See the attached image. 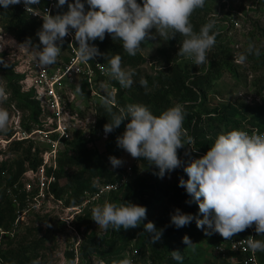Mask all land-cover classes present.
I'll list each match as a JSON object with an SVG mask.
<instances>
[{"label":"rangeland","instance_id":"obj_1","mask_svg":"<svg viewBox=\"0 0 264 264\" xmlns=\"http://www.w3.org/2000/svg\"><path fill=\"white\" fill-rule=\"evenodd\" d=\"M47 2L48 0H40L39 5H32L33 10L44 8ZM137 2L142 5V0ZM56 4L53 15L68 11L67 5L57 8ZM13 7H18L28 18H34L31 11L25 10L23 2L10 5L7 9L0 6V59L4 61L0 64V87L8 94L6 101H0V108L8 110L10 114L8 131L0 133V164L4 166L0 167V192H5L15 203L16 215L18 214L10 226L0 225V261L7 258L17 263V253L28 246L36 248L29 254L35 260L38 259L40 264H82L78 254L80 246L106 232L92 220V209L97 205L102 206L106 201L118 203L114 194H106L93 200L89 194L95 191L86 190L79 203L68 205L67 201L75 189V177L79 175H83L85 180L90 179L96 187L106 181L124 182V186L116 193L118 198L124 195L126 185L137 173L157 177L158 181L167 184L170 191L181 188L180 168L165 173L160 178L159 169L155 165H150L143 158H133L117 146V137L123 135L126 127L120 126L109 133L106 139L99 135L102 130L100 127L111 122V115L101 100L108 93L114 92L115 96L112 111L116 108L118 112L129 104L144 105L154 111L155 107L147 104L144 97L156 94L157 88L162 85L165 89H170L175 74L183 75V79L188 80L210 72L213 74L210 75L211 82L205 93L204 106L211 109L233 105L240 112L239 119L242 120L243 127L248 129L244 131L253 133L257 129L251 130V120L264 108V0H205V6L200 13H194L191 17L194 31L199 33L204 24L215 19L216 26L213 31L221 38L208 52V63L199 67L191 59L178 56L185 37L177 34L171 39V32L167 37H159L156 30L152 29L150 34L155 39L142 43L143 50L138 51L135 56L128 55L131 58L130 63L121 64L122 70L135 73L132 76L133 84L128 88L114 84V81H118L107 70L106 75L95 71L92 82L83 74L79 77H65L64 64L71 58L66 42H63L57 62L41 68L35 46L23 45L5 27L3 14ZM40 21L41 30L43 21ZM105 38L122 46V41L113 40L109 34ZM100 42L97 39L90 41V44L98 48ZM250 43L259 50V57L254 52L248 53ZM214 54L216 58H213ZM241 54L247 57L245 62H234L235 57L238 58ZM213 59L228 63L232 73L226 68L217 70L212 64ZM103 64L105 68H109ZM45 71L47 77L43 75ZM9 77L13 79L12 82ZM141 77L147 81V87H144L146 95L137 88L138 79ZM11 84L20 87L21 93L32 95L37 103V111L34 107L19 106ZM77 85L81 87L82 93L77 92ZM51 89L59 100L60 112L53 106L54 97L48 95ZM166 94H169L170 105L164 103L163 106L167 109L188 101L184 95L173 97L170 91ZM60 127L64 131H58ZM220 133L226 134L224 131ZM19 141L22 142L21 149L14 150ZM28 148L32 151L30 160L23 154ZM188 149H193L192 145L178 149L179 159L188 155ZM112 156L122 160V166L113 168L109 161ZM71 159L76 162L72 163ZM19 160L24 162L25 172L18 181L10 185ZM33 161L40 164L36 170L31 168ZM43 169L46 185H43ZM54 183H57V190L62 193V198H57L53 192ZM88 200L90 201L87 202ZM79 205H83L80 214H77L78 211L69 210ZM168 207L174 209V205L168 203L163 209ZM87 215L90 219L81 222L80 219ZM260 240L264 241V235H261ZM139 246L134 241L125 251L123 259L129 258L133 264H161L153 259L151 249H142ZM191 247L196 250L195 253L192 252V260L198 264H237L236 258L230 255L225 258L216 253L209 238L201 236ZM93 261L94 264H108L100 257H94Z\"/></svg>","mask_w":264,"mask_h":264},{"label":"clouds","instance_id":"obj_2","mask_svg":"<svg viewBox=\"0 0 264 264\" xmlns=\"http://www.w3.org/2000/svg\"><path fill=\"white\" fill-rule=\"evenodd\" d=\"M23 2L26 11H33L32 5H39L40 0H0V6L7 9L10 5ZM67 4L68 11L52 15L49 10L41 16L42 28L37 32L40 44L35 46L36 57L41 68L57 62L61 54L64 38L75 30L74 40L78 44L77 55L83 62L93 60L101 55L99 49L90 41H103L106 34L113 40L122 41L123 50L130 56L142 51V43L155 39L151 30L155 29L159 37L172 38L177 34L185 37L181 42L178 56L191 59L194 64L208 63L207 54L216 43L217 33L215 19L204 24L199 33L194 31L191 17L198 9H203L205 0H86L89 10L86 11L82 0H58L57 8ZM23 45L32 47L29 39ZM42 45V47H41ZM248 53L259 57L260 52L250 43ZM246 56L235 57L234 62L244 63ZM122 56L116 54L108 60V74L119 82L121 87L128 88L133 84L134 72H126L121 68ZM4 61L0 59V64ZM8 67L7 64H4ZM142 87L147 81L141 77ZM77 92L82 89L77 85ZM8 94L0 87V101H6ZM102 104L111 115V122L105 124V133H111L125 121L126 130L117 137V146L133 158H143L150 165L159 169V177L180 168L183 162L178 157V149L195 143L183 127L186 116L184 105L177 104L159 116L154 115L147 106L129 104L113 113L115 103L113 93L102 97ZM10 124L8 110L0 108V133H6ZM109 161L113 168L122 166L123 161L112 156ZM187 180L180 178L179 186L186 189L192 200L198 204L203 219L191 214H184L179 209L171 216V223L182 228L196 220L197 228L219 233L225 240L231 239L255 225L258 235H264V134L253 132L251 135L243 130H232L220 134L213 146L201 158L193 160L183 168ZM95 186V185H94ZM147 209L144 206L125 203L117 205L105 202L92 209V220L99 228L119 232L121 228L128 230L141 225L146 219ZM50 226V225H49ZM145 232L150 234L153 243L160 241L163 230H158L153 222L144 225ZM206 234H211L206 231ZM248 248L255 260L257 251L264 252V241L248 237ZM183 243L192 246L189 237ZM172 258L181 261L179 251L171 252ZM32 264H40L33 260ZM113 264H133L125 258Z\"/></svg>","mask_w":264,"mask_h":264},{"label":"trees","instance_id":"obj_3","mask_svg":"<svg viewBox=\"0 0 264 264\" xmlns=\"http://www.w3.org/2000/svg\"><path fill=\"white\" fill-rule=\"evenodd\" d=\"M82 2L85 3L86 11L89 10L86 0H82ZM68 3H74V0H68ZM201 10L202 9H198L194 13L198 14ZM3 15H5L6 29L11 32L18 41L25 43L31 39L32 45L37 46L40 44L37 36V32L40 30L39 26L41 25L40 20L32 17L28 18L22 11H19L18 7H13L12 10L9 9V11ZM220 38L221 36H216L215 44H217V41ZM98 49L101 53L98 58L101 62L105 63L106 66L110 67L108 60L116 54L122 56L121 64L131 62V58L128 54L124 53L123 47L109 38H105L101 41L98 45ZM213 58H216L215 54L213 55ZM212 64L213 66H216L217 70L226 68L232 73V68L228 63L213 59ZM211 74L213 73L207 72L206 74L195 76L193 79L188 80L183 79V75L175 74L173 77V85L170 89H165L164 85H162L157 88V93L154 95H146L144 91L145 88L140 85V79H138L137 88L140 93L146 95V97H144L146 103L155 107L154 111H150L156 116H159L167 110V108L163 106L164 103H166L167 106L170 105V100L168 99L169 94H166L167 92L170 91V93L173 94V97L184 95L188 100L184 101L183 104L186 113L183 127L187 130L188 135L194 138L195 143L192 145L193 149H188V155L180 159L183 162L180 169L184 180H187L188 176L183 171V168L188 166L193 158H199L202 155H206L213 146L215 140L221 134V131L227 133L232 130H248L243 127V122L239 119L240 112L237 107L228 105L209 109L204 106L205 93L211 82ZM9 80L12 82L13 79L10 78ZM114 84L120 87L118 82L114 81ZM11 87L15 99L19 101V106L21 108L27 106L34 107L35 111H37V103L32 99L31 94L21 93L20 87H16L14 84H11ZM132 94L136 96L135 93ZM116 110L117 109L114 108L113 112H117ZM126 124L125 121L121 127H126ZM251 124L253 127L252 129L250 128L251 130L257 128L259 132L264 131V108L256 118L251 120ZM104 126L105 125H102L100 128L104 130ZM21 145V141L17 142L14 150L19 151ZM23 154L27 160H30L29 158L32 154L31 148H28ZM70 161L72 163L76 162L75 160L72 161V159ZM17 163V171L13 176L12 182L9 183L10 185L18 181L25 172L24 162L19 160ZM1 166L4 167L3 164H0V167ZM39 166L40 164L38 161H33V163H31L32 169L36 170ZM84 180L85 178L83 175L75 177L76 185L72 195L67 201L68 205L79 203L86 190H97L96 185L92 184L90 179L85 180V182ZM110 182L111 181H106L105 183ZM52 190L57 198H62V193L57 190V183L52 184ZM124 192V195L120 198L117 197V191L111 192V194H114V199L117 200V205L132 203L144 206L147 209L146 219L143 220L139 227L128 230L121 228L119 232H116L110 227L106 230L105 234L95 236L87 243H83L80 246L78 253L82 264H94V257H100L101 260L107 261L108 264H113L114 261L118 262L123 260L125 251L129 249L134 241L136 244L140 245L139 247L142 249H151L153 259L159 261L161 264H198L192 260V252L195 253L196 250L183 243V238L185 236L189 237L192 244H195L201 236L209 238L215 246L216 253H218L217 246L223 241V237L212 232V230L207 229V226H205V229L197 228L195 219L190 224L179 229L171 223V216L175 214L177 209L184 214H191L194 217L203 219L202 214L199 212L198 204L195 202L191 204L186 203V201L192 200V197L187 194L185 188L181 187L175 191H170L167 189V184L158 181L157 177L152 178L146 174L137 173L131 182L126 185ZM167 203L174 205V209L170 207H168V209H163ZM16 210L15 203L7 197L5 192H0V225H5L6 227L10 226V223L14 222L18 216V214L16 215ZM89 219L90 216L87 215L80 220L81 222H86ZM148 222H153L158 230H163V235L160 241L153 243L150 239V234L145 232L144 225ZM78 228H80V225ZM253 230L255 233V239L260 240L261 235L256 233L255 225H253ZM206 231L211 234H206ZM249 236L250 231L248 229L236 234V237ZM135 246L137 247V245ZM35 249L36 248L28 246L21 249V251L17 253V263H14L7 258H4L3 261L0 262H3L4 264H32V261L35 259L33 255L29 253L33 252ZM135 251L137 254L139 253V251ZM173 251L180 252L182 256L181 261L172 258L171 252ZM73 257H75V254ZM230 257L236 258L239 261L237 264H241L240 261L246 259L247 254L231 253ZM257 257L259 264H264V252L258 251Z\"/></svg>","mask_w":264,"mask_h":264},{"label":"built area","instance_id":"obj_4","mask_svg":"<svg viewBox=\"0 0 264 264\" xmlns=\"http://www.w3.org/2000/svg\"><path fill=\"white\" fill-rule=\"evenodd\" d=\"M56 4V0H48L46 6L42 9L37 10H33L31 11L33 13L34 18L40 19L42 20L41 16H43L45 14V10H49L50 13L53 15V7ZM44 9V10H43ZM43 21V20H42ZM74 35H75V30H72L70 35H68L67 37L64 38V42H66L67 46L69 47V51L71 53V58L70 60L64 64L65 66V70L63 71L64 76H75V77H79L80 75H85L86 78H88L89 82L93 81L94 75H95V71H99L100 74L102 75H106V70L107 68H105V65L98 60L97 57H95L93 60H89L88 62H83L79 59L78 55H77V47L78 44L75 42L74 40ZM90 43V42H89ZM43 75H45V77H47V71H45L43 73ZM52 91H50V93L48 94L49 96H53L54 97V108H56V110L58 112H60V104H59V100L56 97L55 92L53 91V89H51ZM61 125V124H60ZM64 131V129H62V127H60L58 129V131ZM248 132L250 135L252 134L249 131ZM254 132H258L259 134H264L263 132H259V130L255 129ZM100 136H102L103 138H108L109 137V133H105L104 130H101L99 133ZM204 155H202L201 157H203ZM199 157V158H201ZM198 159V157L193 158V160ZM43 185H46L45 183V179H44V169H43ZM124 182H110V183H105L102 184L100 186L97 187V190H95V192H93L92 194H89V196L91 197V199L93 200H98L99 198H101L102 196L109 194L113 191H118L119 189H121L124 186ZM90 200H88L87 202H89ZM60 203H62V201L59 200ZM83 207V205H79V206H74L72 208H70V211H78L77 214H80L81 212V208ZM248 230L250 231V236L255 239V233L253 230V226L248 228ZM217 235L221 236L219 233H216ZM248 237H236L233 236L231 239L229 240H225L223 238V241L221 243H219V245L217 246V252L219 255L227 258L231 253H239V254H247V258L240 261L241 264H259L258 262V257H257V252L255 253V260L252 259V252L251 250L248 248V245L246 243V239ZM136 252V251H135ZM239 261H235V263H238Z\"/></svg>","mask_w":264,"mask_h":264}]
</instances>
